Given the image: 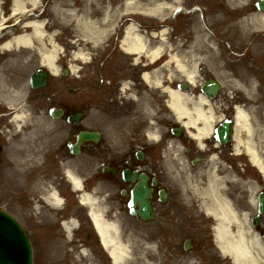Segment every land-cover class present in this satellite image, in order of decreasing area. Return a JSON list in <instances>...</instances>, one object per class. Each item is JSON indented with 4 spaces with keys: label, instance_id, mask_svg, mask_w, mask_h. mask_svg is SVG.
I'll return each instance as SVG.
<instances>
[{
    "label": "flooded vegetation",
    "instance_id": "obj_1",
    "mask_svg": "<svg viewBox=\"0 0 264 264\" xmlns=\"http://www.w3.org/2000/svg\"><path fill=\"white\" fill-rule=\"evenodd\" d=\"M65 1L40 0L34 7L36 16H46L51 26H57L55 19L58 17V11L65 9ZM192 3H200L204 6L206 17L209 19L208 32L211 30V35L205 38L202 31H199L200 37L198 36L197 31L193 29L196 22L192 19L191 12L187 16H180L174 31L176 51L179 54L194 52L195 56L207 58L217 76L229 75L233 81L253 90L255 95L252 107L255 111V123L261 130L257 137L264 142V21L256 19L254 30L252 33L248 32L246 36H238V30L235 29L243 18L250 14L262 15V12L252 3L232 5L230 12L226 0H192ZM201 18H204V14ZM199 38L211 42L216 53L204 44L194 46ZM11 56V54H0V73L8 74L7 69L12 67L16 69L20 65L18 62H9ZM206 72H209L208 68L203 73L205 77L208 76ZM110 73L112 77L118 76L116 68L111 69ZM177 75L180 76V73ZM224 82H221L225 87L223 92L228 90ZM117 85L116 80L112 88L116 89ZM53 97L51 93L47 97L50 98L47 103L51 102L50 106L60 108L65 117L81 111L87 103L83 92L78 94L76 99H71L68 94L60 97L58 101H54ZM216 103L222 105L218 109L223 115L233 118V110L227 106L224 96L218 98ZM40 108L44 109L43 103ZM36 110L39 111L38 108ZM8 118L7 114L4 116L0 111V133L4 134L5 131L10 130V124L6 122ZM163 122L166 123L165 120ZM58 124L61 126L57 128L62 132L54 133V126L46 124L34 127L33 134L27 129L23 138H15L18 149L14 151V160L17 162V167L24 171L15 194L20 220L37 252H51L49 245L63 243L62 237L67 236V229L64 226L66 224L70 233L68 244L64 250L59 251L60 249L55 248L52 251L59 253L58 262L68 260L67 256L84 252L88 255L86 257L79 255L81 264H111L96 234L92 231L86 209L78 204L79 193L69 185L70 183L62 180L65 167L70 166L68 163L72 162L67 142H73L77 132L86 126L83 122L81 125H71L65 120L59 121ZM170 126L172 129L177 127L174 124ZM55 135L58 138L54 139ZM184 135L182 132L177 136L167 132L161 136L157 145H150L140 140L136 133H132L128 145L124 148H116L118 145L114 147L112 142L103 140L102 136L96 143H84L80 148L81 155L84 159L88 158L91 163H95V171L88 178H84L83 187L92 190L95 188L101 195L99 198L111 204L107 216H112V213L115 215V212L126 211L125 198L121 193L124 189L128 192L132 187L131 183L122 180V172L146 174L148 185H153L151 203L156 208L158 219L163 221L161 231L165 236L174 239L180 238L183 234L188 236L192 253L198 255L202 263L208 264L212 259L205 253L213 244L210 232L212 216L197 213L198 209L190 196L191 191L185 188L182 190L181 184L176 187L172 183L164 160V148L171 141L170 138L178 137L183 151L188 148L189 152L184 155L187 163L192 158L199 157L197 164L190 168L193 180L199 179L202 183H206L213 175L225 179L224 194L239 212L248 209L247 182H255L259 189L263 183L246 151L236 152L234 140L230 137L221 142V139L215 140L212 135L203 140L205 141L203 148L192 143L190 148L188 145L185 146L188 139ZM4 155L5 151L2 152L3 157L0 162L4 160ZM7 160L9 161V158ZM153 179L154 183H152ZM181 179H184L183 175L179 177V181H182ZM52 186L63 195L62 206L58 209L51 207L45 199L48 188ZM160 191L167 193L163 204L159 203ZM204 220L208 223L203 222ZM166 224H168L167 231ZM174 251L176 254L181 252L180 240L174 246ZM54 263H56L55 258L54 261L45 262V264Z\"/></svg>",
    "mask_w": 264,
    "mask_h": 264
},
{
    "label": "bare ground",
    "instance_id": "obj_2",
    "mask_svg": "<svg viewBox=\"0 0 264 264\" xmlns=\"http://www.w3.org/2000/svg\"><path fill=\"white\" fill-rule=\"evenodd\" d=\"M39 1L12 0L11 16L22 15L24 9L29 6L28 3L33 6L37 5ZM84 1L86 7L75 8L77 13L72 8L67 11L69 15L76 16L75 32L78 41H75L77 44L73 59L76 61L80 60L84 64L92 58L90 55L91 48L98 45V40L101 37L109 34V30L113 28L114 20L118 19L119 16L121 18H130L136 13H142L146 16L158 18L163 12L166 13L167 9L173 10L175 7V3L167 0H122L115 5L112 2L110 5V1L108 2L107 0L102 2L100 0H91V7H87V0ZM260 12L263 11L260 10ZM253 16L259 21H264V13L262 15L254 14L250 18L255 19ZM4 22L5 18L0 6V35L2 29L6 27ZM44 22L45 20L36 19L25 23V25L20 27L22 30L17 35L9 36L1 44V50L13 49L12 47L16 46L19 50L22 47L32 48V52H39L42 64L52 74L56 75L59 72L56 59L62 47L56 43L52 34L47 33ZM15 26H18V24ZM124 33L121 42L123 51L133 58L136 56L135 60L145 57L148 61L154 62L165 52L166 45L160 44V42L161 40L166 41V31H156L150 34L143 33L137 27L134 17L125 26ZM204 36L206 37L205 33ZM159 37L161 40L158 39ZM155 39H158V42L153 41ZM164 66L167 67L166 73L169 72L168 76L171 80L173 79L172 73L174 71L180 73V77H184V80L197 86L199 74L196 63L185 64L175 53H168ZM70 69L73 72L75 67L71 65ZM161 74V68L156 67L153 72L145 73L144 78L147 82H154L156 87L157 85L162 86L161 82L164 79L161 78ZM169 86H166L169 107L176 118L181 121L182 129L184 125L186 130L202 146L204 144L203 140L212 133L213 124L221 117V114L218 113V107L214 106L202 94L190 95L191 87L185 93ZM21 93V88H13L12 93L9 91L10 95L6 93L7 99L5 103L13 126L18 130L26 131L30 128L28 124L33 118H31V114H28L25 108L21 109L22 106L19 104ZM234 112L233 137L235 150L236 152L245 150L249 154L250 160L258 165L260 171L264 174V155L259 151L262 143L259 147L255 139V136L258 133L260 134L259 131L261 130L254 122L250 121L249 114L242 107L237 106ZM43 119L44 116H41L40 119H34L32 126L38 127V123L41 126H45L46 123L42 121ZM23 122H25V127L21 126ZM151 136L156 137L157 134L152 133ZM67 175L72 181L73 187L80 189V180L70 171H67ZM224 182L225 179L215 175L204 184V188H200L199 185L191 181L193 188L200 195V199H202L204 210L208 215L213 216V220L211 218L213 222L212 229L217 249L224 256H228L233 264H264V242L250 229L247 222L249 216L245 214L246 212H239L233 207L230 200L226 198L223 191L225 190ZM52 196L55 201H60L55 192L52 193ZM81 199L84 203L90 205L92 220L114 264H129L134 261L135 256L133 257V253L130 251L129 242H123L119 228L114 223L115 220L104 219L101 209L97 206L98 203H96L93 196L83 194ZM250 200L253 203L254 199L252 196ZM234 228H237V230L232 232L231 230Z\"/></svg>",
    "mask_w": 264,
    "mask_h": 264
},
{
    "label": "rangeland",
    "instance_id": "obj_3",
    "mask_svg": "<svg viewBox=\"0 0 264 264\" xmlns=\"http://www.w3.org/2000/svg\"><path fill=\"white\" fill-rule=\"evenodd\" d=\"M185 1L187 2V1H190V0H185ZM114 2H115V0H113V3ZM187 3H189V2H187ZM4 9H6V5H5ZM167 16H168V13H167ZM144 18L146 20L149 19V21H153L152 20L153 18H151V17H149V18L144 17ZM56 30H59V29L56 28ZM68 31H70V30H68ZM64 33L67 34L66 28L64 29ZM155 44H157V43H155ZM105 45H106L105 43H102L101 46L99 47V48L102 47L100 49L102 56L109 54V50L107 52H105V49H104ZM112 46L113 45L111 44L109 46V48L112 49ZM97 51H99V50H97ZM30 55L33 56V54H30ZM32 58H36V56L34 55L33 57H31V59ZM31 61L33 63L30 62L29 60L24 61V67L22 68V69H25V71H23L24 74H25V72L28 73L30 70L34 69V59H32ZM117 61H118V66H120V68H121L120 70H122V73H124L125 69H127L128 62H126L124 55H121L119 53V51H117ZM26 62H28V63L26 64ZM65 62H67V60H65ZM62 63H64V62H62ZM70 63H75V62L70 61ZM76 65H78V64H76ZM7 71H8V69H7ZM20 72L22 73L21 70H20ZM74 74L76 75L77 72H74ZM86 74H87V76L89 75V70L86 72ZM75 75H72V77H69L67 79V81H64V82L63 81H58V79H55V78L51 79L50 83H52L54 85V90H50L49 93H57V95H61V94H63V92L66 91L65 88L67 86L75 88L78 84H80V83H78L77 79H75V78H77ZM59 82H61L62 85ZM61 89H63L62 90L63 92L59 93V91ZM74 92H76V94H75L76 96L79 94L78 91L76 90V88H75ZM104 92L102 93V95L104 94ZM89 95H90V100H93L94 99V95L93 94H89ZM232 95H233V93H231V92L225 93L224 94V98H226V99L229 98L230 99L232 97ZM240 95L243 97V95L241 93H240ZM70 98L72 99L73 97L71 96ZM153 98L159 99L157 97V93H155L153 95ZM241 101H242L241 105H245L246 104L245 108L246 107L251 108L252 105H254V102H252V101H247V100L244 101V99H242ZM32 103L34 104V106L37 105L36 102H32ZM149 103H150V105H152L151 106L153 108L152 110H154L155 112L158 111V107L157 106H160L159 102H156L155 100L153 101V100L150 99ZM136 105H137V108L139 107V108L142 109L143 115H147V112H145L143 107H142L143 105L147 106L146 100H144L142 103L140 102V105H139V103L138 104L136 103ZM137 108L134 107L133 109H137ZM100 110H101V116L103 115V118L100 117L101 131L105 132L106 135H109L112 132V129L110 127L111 117H112L111 116V112L112 111H111V109L106 108L105 106L101 107ZM163 110H164V112L166 114H168V109L165 108ZM148 115L153 116L152 113L148 114ZM90 119H91V123L94 126H96V119H97L96 115L93 114L90 117ZM126 128H127V130H129V127H126ZM81 173H83V172H81ZM4 185H6V183H5L4 179L2 178L1 171H0V190H1V186L3 187ZM9 192H10V194H12L13 190L10 188ZM1 198L2 197L0 195V204L3 203ZM3 201H4L5 206L8 209H10L11 211L16 212L15 206L13 204V200L9 199L8 196L7 197L4 196ZM132 227H133V230L137 232V233L134 234V239H132V244H133V247L135 249V255H136L137 258H138V256L140 254H143L144 256L146 255L148 257V261H149L150 264H175L173 259H168L169 256H167L168 254H167L166 250L163 249V246H160L156 242L157 234L153 232L154 229H155V223H150V224H146V225H136V224H134ZM143 241H147L148 244H149V247H145L146 244H144ZM38 259H39L38 260V264H40L41 262H42V264H44V261L46 259V253L44 251L43 252H38ZM187 259L185 261L182 260V262L181 263L179 262L178 264H194L193 261L191 263V260L190 259L187 260ZM74 264H77V261H76V263L74 262Z\"/></svg>",
    "mask_w": 264,
    "mask_h": 264
},
{
    "label": "water",
    "instance_id": "obj_4",
    "mask_svg": "<svg viewBox=\"0 0 264 264\" xmlns=\"http://www.w3.org/2000/svg\"><path fill=\"white\" fill-rule=\"evenodd\" d=\"M2 220L4 224H0V239L6 241L10 240L13 242H10L12 246L11 247L12 250L0 246V264H30L29 252L27 250L24 251L23 248L21 250L23 251L22 253L18 252L17 249L18 245L16 244L18 243V239H16V237H14L10 233L12 230L8 227V226L17 227V225L10 217L0 213V222H2ZM3 225L4 227H6V229H4V232H1V229L4 228Z\"/></svg>",
    "mask_w": 264,
    "mask_h": 264
}]
</instances>
